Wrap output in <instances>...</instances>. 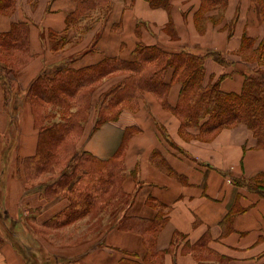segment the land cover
Wrapping results in <instances>:
<instances>
[{"label":"crops","instance_id":"1","mask_svg":"<svg viewBox=\"0 0 264 264\" xmlns=\"http://www.w3.org/2000/svg\"><path fill=\"white\" fill-rule=\"evenodd\" d=\"M205 1L210 8L203 12V0H168L159 6L148 0H111L106 14L95 10L69 25L77 0H0L1 167L3 147L13 138L6 176L0 178L6 212L0 228L3 223L11 227L7 238L0 235V264H33L18 243L31 246L32 256L44 255L41 264H264V197L247 186L264 181V149L245 124L212 133L183 127L173 109L182 91L173 67L162 73L164 99L146 89L135 105L97 130L100 96L131 74H116L92 92L98 98L92 99L95 113L84 123L76 147L121 163L128 199L100 236L85 238L81 229L56 241L51 232L46 236L51 247L42 252L17 229L24 216L48 227L70 205L67 197L48 200L40 191L24 188L22 163L35 156L39 140L26 97L41 76L64 68H94L106 59L134 63L142 45L173 54H221L225 64L210 56L205 60L203 85L218 83L224 92H242L245 76L259 68L239 55L264 48V0ZM199 19L205 21L204 30L197 27ZM6 73L13 94L8 104L2 83ZM16 112L20 116L12 124ZM160 213L167 219L155 238L154 254L146 245L149 236L115 223L123 217L151 222ZM92 218L85 216L67 228L89 224Z\"/></svg>","mask_w":264,"mask_h":264},{"label":"trees","instance_id":"2","mask_svg":"<svg viewBox=\"0 0 264 264\" xmlns=\"http://www.w3.org/2000/svg\"><path fill=\"white\" fill-rule=\"evenodd\" d=\"M77 1L76 12L68 18L69 25L77 23L82 16L95 10L107 11L111 5V0ZM148 1L152 6L168 2V0ZM208 56L225 64L221 54L217 53L199 55L181 52L173 54L157 47L140 45L136 50L137 59L134 63H126L119 59H106L97 67L81 70L64 68L54 75L41 76L34 83L28 93L27 100L34 108L39 140L35 156L26 158L22 163L25 186L28 187L31 184L30 181L43 174H50L49 179L28 191H40L41 196L48 200L64 196L70 201L69 207L47 222L48 227H65L85 216L100 213L111 203V199L116 201V199L122 198L123 202L120 208L128 204L123 188V165L116 161L100 160L89 152L78 151L73 141L71 144L70 139L76 136L74 132H81L84 129L86 118L84 119L82 115L83 108L78 107L76 111H71L73 107L66 105L65 103L68 101L64 99L67 96L84 93L86 90L90 95L93 90L89 87L93 82L116 70H129L131 76L125 80L122 86L112 90V93L116 91L122 95L127 94V96L137 93L138 99L144 90L149 89L160 93L164 99L167 84L162 78V73L168 67H173L177 74L176 80L182 84L179 103L173 109L182 121L183 127H197L204 133H212L234 124H245L252 129L260 146L264 149V71L258 69L245 76L241 93H227L221 90L218 83L209 86L203 85L204 63ZM10 81L9 73H6L2 77V83L7 104L12 101L13 97ZM65 87L70 89V92L65 90ZM87 94H84L82 99ZM123 100L124 98L117 100L115 109H111V103L108 102L99 104L96 112V130L107 121L116 120L119 117L121 111L116 106ZM62 103L65 105H61ZM36 105L38 108H49V111L42 116L36 109ZM64 106L69 110L67 114H62L59 111ZM91 107L90 104L86 111H90ZM105 112L111 116L105 115ZM58 115H61L62 119L58 123L52 122ZM15 116H12V124L15 123ZM10 133L12 135V132ZM12 139V137L8 138L2 150V176L0 177L2 179L6 176V165H9L10 150L8 148H13ZM10 141L11 144H8ZM61 163L65 166L59 171L57 167ZM239 183L241 182L239 181ZM247 186L251 192L264 197V186L256 183H249ZM112 193L115 194L114 197L111 196ZM5 215L6 212L2 209L0 201V218L3 220ZM166 219L160 213L151 222L140 217H123L115 223L122 230L134 231L144 237L145 235L149 236L146 245L149 253L154 254L155 238L163 228ZM10 233L17 234L11 230Z\"/></svg>","mask_w":264,"mask_h":264},{"label":"rangeland","instance_id":"3","mask_svg":"<svg viewBox=\"0 0 264 264\" xmlns=\"http://www.w3.org/2000/svg\"><path fill=\"white\" fill-rule=\"evenodd\" d=\"M203 4H204L203 12H205L207 10V8L209 9L210 7H208V4H209L208 1L203 0ZM203 4H202V7H203ZM96 11H98V10H96ZM99 11L101 14H106L108 12V10L107 11L106 10H103V11L99 10ZM200 21H201V19H199L197 27L199 30H204L205 21H202V22H200ZM239 56L250 60L251 62L255 63L260 70L264 71V48H262V49L260 48L258 51H251V52L247 51V50H242ZM128 72H129V70L128 71L116 70L114 72L105 74L104 77H101L97 81L93 82V84L89 87V89L95 91L98 87H101L102 84L106 80H108V78L115 76L116 74H124V73H128ZM124 82H125V80L118 81L117 86H122L124 84ZM116 89L117 88H114V90H116ZM65 90H68V89L65 87ZM68 91L70 92V89ZM110 92H111V95H110ZM84 94H87V90L84 93L83 92L79 93V95H71V96L64 97V99H65V101H68L65 103L66 105H71V107H73V109L71 111L77 110L78 107L83 108V114L82 115L84 116V119L86 118L84 123H87L89 121V119L93 116V114L95 113L93 111L92 99L97 100V102H98V98L94 97L92 92H91L90 95L87 94L82 99V96ZM123 98H124L123 102L120 103L118 106H116L117 109L120 110L121 112L129 106L135 105V102L137 100V93L134 94L133 96H127V94L122 95V93L119 94L116 91H114L112 93V89H111V90L106 91V93H104L100 96L98 106L100 103L108 102V103H111L110 104L112 106L111 109H115V105L117 104V100L123 99ZM16 99H17V97H16ZM26 100H27V97H26ZM27 102H28V100H27ZM65 104L62 103L61 105H65ZM90 104L92 107H91L90 111L88 110V112H87L86 108L88 106H90ZM36 106H37L36 109L39 110V112H40V114H42V116L45 115V113L49 111V108H47V109H45V107H41V108L39 107L38 108V105H36ZM33 109L34 108H32V110ZM59 111L62 114H67L69 112L68 108L65 106L63 109H61ZM96 112H97V108H96ZM114 112H115V110H114ZM33 115H34V112H33ZM105 115L111 116V114H109L108 112H105ZM19 116H20V112H16V117H19ZM34 117H35V115H34ZM61 119H62V116L58 115L55 118V120L52 122L58 123ZM239 124H241V123H239ZM235 125H237V124H234V125L226 127V128L231 129ZM249 129L252 131L251 128H249ZM83 131L84 130H82L81 132H78V131L74 132L76 136H74L70 139L71 144L73 141L75 143V145H77L75 140H77V138L79 136L82 137V135H83L82 133H84ZM253 134H254V132H253ZM1 138L2 137H0V139ZM0 147H1V144H0ZM76 149L78 151H80V149H78L77 147H76ZM63 166H65V165L63 163H61V165H59L57 167V169L60 171ZM23 174H24V171H23ZM50 177H51L50 174H43V175L37 177L36 179L30 181L31 184L28 187H26L25 186V177L23 175V181H24V186H25L24 188L26 191H28L31 188H33L34 186H36L37 184H40L44 180L49 179ZM256 183L259 184L260 186L261 185L264 186V181H262V182L257 181ZM114 195H115L114 193L111 194L112 197H114ZM122 202H123L122 198L116 199V201L115 200L113 201L111 199V203L109 205H107L104 208V210H102L100 213H94V214L90 215L93 218L89 221V224H83V225L82 224H78V225L75 224L74 227H71V228H67L68 226H65L66 228H64V227L50 228V227H45V226L41 227V226L36 224V222L34 221V219L31 216H24V218H23L24 220L22 219L23 223L18 225L17 229H20L21 231H23V234L25 236L29 235L32 237V240L30 242H31V244H33L35 246L36 249H39L42 252H46V249L51 247L49 245L50 243L46 240V236L48 234H50L51 232H53V234H55V237L57 236L56 241H60L61 236H63L64 234L67 236V234H68V233H66L67 231H69V232L71 231L72 233L74 232V234L75 233L77 234V232L81 231V229H84L83 234H84L85 238L87 236V237H91L92 239H96L105 230L106 225H107L106 224L107 220L109 218H111V219L115 218L116 216L118 217L119 211L121 209L120 205ZM96 218H100V221H98ZM4 221H6V219H4ZM17 223L19 224L18 221H17ZM5 224H6V222H5ZM3 225H4V223H3ZM3 225L0 228V235H2L4 237L6 236V238H7V235H8L7 229H9L10 225L9 224H6L5 226H3ZM62 228H64V229H62ZM17 229H15V230H17ZM18 249H20L21 252H23V250L26 252V254H25L26 259H32L33 258L32 259L33 264H41L42 262H44L46 260L44 255L41 256L40 254H34V256H32L33 248L31 246H27L25 243L22 245L20 243H18Z\"/></svg>","mask_w":264,"mask_h":264},{"label":"bare ground","instance_id":"4","mask_svg":"<svg viewBox=\"0 0 264 264\" xmlns=\"http://www.w3.org/2000/svg\"><path fill=\"white\" fill-rule=\"evenodd\" d=\"M11 231H15V230H11ZM20 234V233H19Z\"/></svg>","mask_w":264,"mask_h":264}]
</instances>
